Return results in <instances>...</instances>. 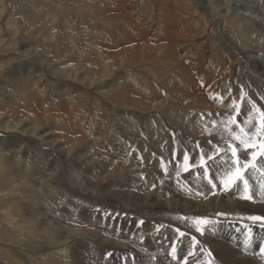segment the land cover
Instances as JSON below:
<instances>
[{"label": "rangeland", "instance_id": "obj_1", "mask_svg": "<svg viewBox=\"0 0 264 264\" xmlns=\"http://www.w3.org/2000/svg\"><path fill=\"white\" fill-rule=\"evenodd\" d=\"M262 18L264 0H0V264H218L216 225L251 217L221 183L231 146L264 168Z\"/></svg>", "mask_w": 264, "mask_h": 264}, {"label": "bare ground", "instance_id": "obj_2", "mask_svg": "<svg viewBox=\"0 0 264 264\" xmlns=\"http://www.w3.org/2000/svg\"><path fill=\"white\" fill-rule=\"evenodd\" d=\"M198 1L200 2V0ZM205 12L208 14V16H210L213 19L214 22L222 26L221 20H219L218 17L215 16V14H213L208 9L207 10L205 9ZM220 30H223V29L221 28ZM226 43L228 46H233L234 48H237L238 50H240L239 52L242 53V50L240 49V47L238 45H235V43L231 44L228 41H226ZM246 57L248 58V61L251 62L252 57L251 56H246ZM254 60L256 61V63H261L260 61H257L256 59ZM261 170H264V168L260 169L259 165H256L255 170L252 168L250 170V173L253 174V178L256 181L257 180L259 181V184L257 183V190L250 189V195L252 196V199L250 200L245 199V198L242 199L237 196L239 200L237 199V203L235 204L233 203L232 200L225 199L227 206L232 208L234 204L239 207V210L241 211V213H246V215L251 216V217L257 216V215L264 216V193L261 192V188H260V184L264 183V174L261 173ZM253 172L255 173V175ZM125 196L128 197V195H125L124 192L113 191L111 194V198L114 201H118V202L121 201ZM227 197L228 198L230 197L229 199H231L230 193L228 194ZM216 227L217 228L219 227L218 231L216 232V235L213 237V239L210 240V243L213 247L212 252L214 253V258L218 264H264V253H261L260 251L262 248H264V221H252V220L237 221V222H232V224L231 223H228V224L222 223L220 225L217 224ZM93 234L97 235V233H93ZM249 237L251 238L253 237L252 240L251 238L248 239ZM157 238H160V237H157ZM114 248H116L115 243H114ZM173 248H176V247H173ZM185 251H187V249ZM172 252H173L172 248L170 249L164 248V252L162 251V249H160V252H158V255H159L158 264H173L172 262L173 260L168 257L169 254ZM175 254L177 253L175 252ZM212 262H214V260Z\"/></svg>", "mask_w": 264, "mask_h": 264}, {"label": "snow or ice", "instance_id": "obj_3", "mask_svg": "<svg viewBox=\"0 0 264 264\" xmlns=\"http://www.w3.org/2000/svg\"><path fill=\"white\" fill-rule=\"evenodd\" d=\"M261 116L264 117V112H261ZM262 128L261 130L264 131V120L261 121ZM247 133L244 132L243 128H241L240 132H237L234 134V140H238L241 145H247L249 147H253V145L249 144L247 137ZM261 153L260 155H264V145H261ZM231 155L233 157V168L234 170L228 172L226 177L221 180V183L223 184L225 190H228L232 185L236 184L238 181H242L245 189V199H252V196L249 194V181L245 178L244 170L248 168L256 169V165L253 163V161L256 160L257 154L252 153L251 160L245 159L244 161L240 160V157L238 156V150L235 146H231ZM203 160V157L201 158ZM188 160L189 156L187 154L184 155V161H185V168H188ZM261 173L264 174V170H261ZM209 183H212L213 188L216 187L215 183L212 182V180H209ZM261 192L264 193V183L260 184ZM252 221H264V217H258L253 216L249 217ZM175 253V250H173ZM261 253H264V248H262Z\"/></svg>", "mask_w": 264, "mask_h": 264}]
</instances>
